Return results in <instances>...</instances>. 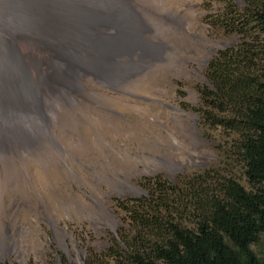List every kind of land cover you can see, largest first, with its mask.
Returning a JSON list of instances; mask_svg holds the SVG:
<instances>
[{"label": "rangeland", "instance_id": "obj_1", "mask_svg": "<svg viewBox=\"0 0 264 264\" xmlns=\"http://www.w3.org/2000/svg\"><path fill=\"white\" fill-rule=\"evenodd\" d=\"M228 1L155 0L171 16L159 25L148 19L163 38V60L126 86L129 93L97 85L90 95L99 104L68 109L55 135L65 161L14 163L15 183L3 169L0 264H118L107 253L124 246L126 208L149 194L153 179L222 169L224 138L196 110L207 64L234 43L219 18ZM251 248L263 255L264 241Z\"/></svg>", "mask_w": 264, "mask_h": 264}, {"label": "trees", "instance_id": "obj_2", "mask_svg": "<svg viewBox=\"0 0 264 264\" xmlns=\"http://www.w3.org/2000/svg\"><path fill=\"white\" fill-rule=\"evenodd\" d=\"M228 3L219 18L234 43L207 64L196 111L223 136L230 170L153 179L107 253L118 264H264L251 248L264 241V0Z\"/></svg>", "mask_w": 264, "mask_h": 264}, {"label": "bare ground", "instance_id": "obj_3", "mask_svg": "<svg viewBox=\"0 0 264 264\" xmlns=\"http://www.w3.org/2000/svg\"><path fill=\"white\" fill-rule=\"evenodd\" d=\"M156 4L0 0V175L13 172L15 183L14 163L65 161L67 149L55 135L68 109L99 104L90 95L97 85L129 93L126 86L163 60V38L148 19L159 25L171 16Z\"/></svg>", "mask_w": 264, "mask_h": 264}]
</instances>
